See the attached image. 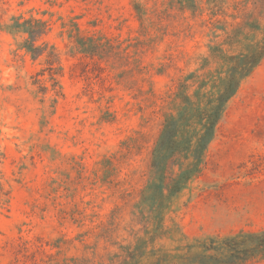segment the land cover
Returning a JSON list of instances; mask_svg holds the SVG:
<instances>
[{
  "label": "rangeland",
  "instance_id": "rangeland-1",
  "mask_svg": "<svg viewBox=\"0 0 264 264\" xmlns=\"http://www.w3.org/2000/svg\"><path fill=\"white\" fill-rule=\"evenodd\" d=\"M138 2L148 8L143 23ZM175 2L0 0V264L113 251L97 242L110 222V243L134 239V207L175 104L169 96L209 42L202 21ZM19 17L48 21L37 45L54 48L53 66L8 32ZM172 223L190 240L264 228V61L228 104Z\"/></svg>",
  "mask_w": 264,
  "mask_h": 264
},
{
  "label": "trees",
  "instance_id": "trees-1",
  "mask_svg": "<svg viewBox=\"0 0 264 264\" xmlns=\"http://www.w3.org/2000/svg\"><path fill=\"white\" fill-rule=\"evenodd\" d=\"M175 4L182 15L202 21L209 42L199 67L180 78L169 96L174 108L164 116L147 169L149 180L134 207L138 233L130 242L110 243L108 233L117 230L109 228L110 222L97 242L105 240L113 251L105 247L104 254L94 253L93 258L49 256L43 264H264V228L190 240L176 223L168 225L176 200L202 173L228 104L264 61V0H176ZM135 10L143 23L148 8L138 2ZM153 12L163 21L157 9ZM7 30L27 37L22 48L33 59L47 53L50 64L59 61L48 43L37 45L50 31L48 21L13 18ZM77 45L88 51L89 46Z\"/></svg>",
  "mask_w": 264,
  "mask_h": 264
}]
</instances>
